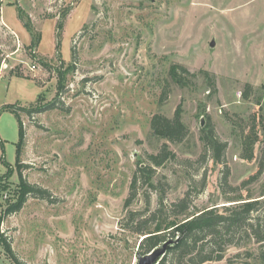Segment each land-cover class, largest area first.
<instances>
[{
  "label": "rangeland",
  "instance_id": "rangeland-1",
  "mask_svg": "<svg viewBox=\"0 0 264 264\" xmlns=\"http://www.w3.org/2000/svg\"><path fill=\"white\" fill-rule=\"evenodd\" d=\"M174 65L195 74L185 87L171 81ZM55 102L59 109L32 118L21 111ZM179 105L189 137L169 149L196 161L209 116L228 144V184L237 190L221 189L223 166L210 158L200 168L168 162L157 168L153 202L156 193L177 201L193 178L194 212L260 196L264 169L242 184L264 166V0H0V238L24 264L157 263L173 241L140 257V238L118 221L137 164L165 142L149 136L152 116L171 118ZM19 173L52 201L28 198L6 216L18 201ZM142 207L138 198L130 209ZM256 248L229 246L213 264H256L246 257ZM0 264H14L1 243Z\"/></svg>",
  "mask_w": 264,
  "mask_h": 264
},
{
  "label": "trees",
  "instance_id": "trees-1",
  "mask_svg": "<svg viewBox=\"0 0 264 264\" xmlns=\"http://www.w3.org/2000/svg\"><path fill=\"white\" fill-rule=\"evenodd\" d=\"M25 17L24 11L18 8L17 18L22 23L23 28L30 33L31 22ZM60 25L61 23L58 27ZM199 73L204 76V79L215 92L214 78L206 71ZM169 76L174 84L185 87L187 77H195V74H191L182 66L174 65L169 70ZM251 89L250 85H246V91L243 93L244 99H247ZM61 90L59 81L57 91L61 92ZM167 95L165 88L162 92V99H166ZM57 108L55 102L36 110L21 108V111L32 118L33 114ZM181 113V106L179 105L171 118L160 114L152 116L149 124V136L165 142L155 154H146L144 161L137 164L124 202L123 215L118 221L119 230L140 238L137 244V255L140 257L150 255L168 241H173L165 248L155 264H213L224 259L225 251L229 246L241 247L251 242L256 244L257 248L255 252H247L246 257L254 260L256 264H264V212H261L264 207V192L255 198L239 196L228 201L231 203L228 206L207 208L194 212L191 210L190 198L193 186H195L193 178L190 180V188L182 198L165 204L164 197L158 196L156 193V199L153 202L152 195L155 194L159 185V182H154L157 177V168L163 167L168 162L186 165L198 164V168H200L206 158H210L215 164L223 166L221 189L225 193L237 190V188L232 189L228 184L229 168L225 162L228 144L219 138L209 116H205L204 125L199 130L198 139L202 153L196 161L179 160L177 155L169 149L167 143L179 145L189 137V130L181 121ZM21 141L22 135L17 147V163L19 162ZM245 141L247 139H244ZM248 144L249 156L244 158L250 160L253 156L254 143L251 141ZM263 169L264 166L261 165L257 173L242 185L245 186L254 182ZM19 184L18 201L14 206L5 210L6 216L19 212L28 198L52 201V195L48 190L30 184L21 173H19ZM204 187L205 174H202L200 191ZM138 198L142 199L143 207L139 210H131V205ZM0 243L14 264H24L16 257L9 241L0 238Z\"/></svg>",
  "mask_w": 264,
  "mask_h": 264
},
{
  "label": "water",
  "instance_id": "water-1",
  "mask_svg": "<svg viewBox=\"0 0 264 264\" xmlns=\"http://www.w3.org/2000/svg\"><path fill=\"white\" fill-rule=\"evenodd\" d=\"M148 256V255H147Z\"/></svg>",
  "mask_w": 264,
  "mask_h": 264
}]
</instances>
